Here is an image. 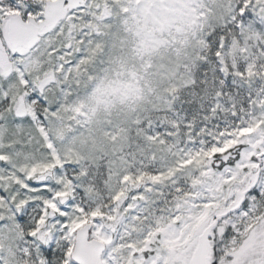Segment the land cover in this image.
I'll use <instances>...</instances> for the list:
<instances>
[{
	"label": "snow or ice",
	"instance_id": "snow-or-ice-1",
	"mask_svg": "<svg viewBox=\"0 0 264 264\" xmlns=\"http://www.w3.org/2000/svg\"><path fill=\"white\" fill-rule=\"evenodd\" d=\"M0 264H264V0H0Z\"/></svg>",
	"mask_w": 264,
	"mask_h": 264
}]
</instances>
